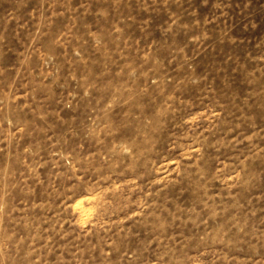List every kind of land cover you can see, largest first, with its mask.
I'll return each mask as SVG.
<instances>
[{
    "label": "rangeland",
    "instance_id": "rangeland-1",
    "mask_svg": "<svg viewBox=\"0 0 264 264\" xmlns=\"http://www.w3.org/2000/svg\"><path fill=\"white\" fill-rule=\"evenodd\" d=\"M0 264H264V0H0Z\"/></svg>",
    "mask_w": 264,
    "mask_h": 264
}]
</instances>
